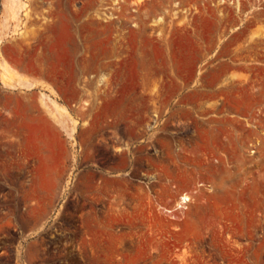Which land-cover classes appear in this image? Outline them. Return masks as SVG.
I'll use <instances>...</instances> for the list:
<instances>
[{
    "label": "rangeland",
    "instance_id": "obj_1",
    "mask_svg": "<svg viewBox=\"0 0 264 264\" xmlns=\"http://www.w3.org/2000/svg\"><path fill=\"white\" fill-rule=\"evenodd\" d=\"M0 264H264V0H0Z\"/></svg>",
    "mask_w": 264,
    "mask_h": 264
},
{
    "label": "bare ground",
    "instance_id": "obj_2",
    "mask_svg": "<svg viewBox=\"0 0 264 264\" xmlns=\"http://www.w3.org/2000/svg\"><path fill=\"white\" fill-rule=\"evenodd\" d=\"M7 3L10 5V6H14V3H15V0H7ZM49 102V101H48ZM48 107V106H47ZM55 107V106H53ZM50 108V107H49ZM189 198L186 196V195H181L179 197V200H178V203H177V206L180 208V207H185V205L189 202Z\"/></svg>",
    "mask_w": 264,
    "mask_h": 264
}]
</instances>
